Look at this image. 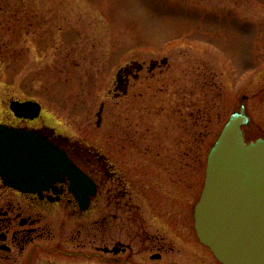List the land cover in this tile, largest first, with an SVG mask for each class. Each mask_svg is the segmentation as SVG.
<instances>
[{
	"label": "rangeland",
	"instance_id": "rangeland-1",
	"mask_svg": "<svg viewBox=\"0 0 264 264\" xmlns=\"http://www.w3.org/2000/svg\"><path fill=\"white\" fill-rule=\"evenodd\" d=\"M133 60L147 68L119 99L118 69ZM263 87L264 0H0V116L10 98L34 99L73 138L127 141L130 128L165 158L201 153L205 176L243 95L263 128Z\"/></svg>",
	"mask_w": 264,
	"mask_h": 264
},
{
	"label": "flooded vegetation",
	"instance_id": "flooded-vegetation-1",
	"mask_svg": "<svg viewBox=\"0 0 264 264\" xmlns=\"http://www.w3.org/2000/svg\"><path fill=\"white\" fill-rule=\"evenodd\" d=\"M159 66L151 62V77ZM146 68L139 60L120 67L115 97H127ZM250 99L245 138L264 139V101L262 128ZM13 100L29 99L6 100L0 124L45 139L81 174H51L26 190L0 174V264H221L195 227L205 182L201 153L196 160L165 158V145L136 142L130 128L121 129L127 141L106 142L105 133L100 145L86 142L46 123L42 109L35 118L17 116ZM192 177L200 179L194 197Z\"/></svg>",
	"mask_w": 264,
	"mask_h": 264
},
{
	"label": "water",
	"instance_id": "water-1",
	"mask_svg": "<svg viewBox=\"0 0 264 264\" xmlns=\"http://www.w3.org/2000/svg\"><path fill=\"white\" fill-rule=\"evenodd\" d=\"M245 99L209 152L195 210L197 235L222 264H264V139L250 143L245 139L243 126L251 121ZM41 108L33 100L11 101V109L21 117H38ZM62 172L81 174L45 139L0 124V174L8 183L26 190L43 177Z\"/></svg>",
	"mask_w": 264,
	"mask_h": 264
}]
</instances>
